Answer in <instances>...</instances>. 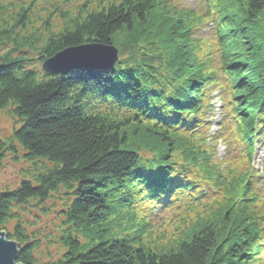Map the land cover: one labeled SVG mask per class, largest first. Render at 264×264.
<instances>
[{
    "label": "trees",
    "instance_id": "1",
    "mask_svg": "<svg viewBox=\"0 0 264 264\" xmlns=\"http://www.w3.org/2000/svg\"><path fill=\"white\" fill-rule=\"evenodd\" d=\"M172 2L0 0V110L15 121L0 136V171L7 160L25 165L0 189V229L18 243L17 262L257 263L264 195L243 172L226 183L213 218L172 252L134 246L106 226L139 196L155 207L190 190L199 200L203 181L190 166L216 167L193 129L212 83L228 87L232 140L245 144L247 160L253 133L264 139V0H207L208 11L194 15ZM211 15L218 27L202 61L191 31ZM91 42L118 48L113 68L41 69L63 48ZM50 216L56 222L44 225Z\"/></svg>",
    "mask_w": 264,
    "mask_h": 264
},
{
    "label": "rangeland",
    "instance_id": "2",
    "mask_svg": "<svg viewBox=\"0 0 264 264\" xmlns=\"http://www.w3.org/2000/svg\"><path fill=\"white\" fill-rule=\"evenodd\" d=\"M81 1L84 0H72L71 4L74 6ZM87 1L90 2V0ZM96 1L97 0H93V3ZM172 1L173 6L180 10L184 11L183 8H185L193 15L199 12L197 5L199 3H196V0ZM41 9L42 8H40V10ZM214 28L215 25L207 20L202 23L200 22L191 31L192 39L195 40L197 44L195 54L198 56L199 60L201 59L204 61L206 59V42L209 40L210 33ZM209 52L210 55L207 59L213 60V57H216L214 47L211 46ZM218 104V90L215 88L211 92L212 108H210L207 113V120L210 125V127H208L209 131H207L208 128L203 130L205 133H210L211 136L219 132V130H217L220 124ZM14 124L15 121L7 113V109L0 110V136H7ZM201 146L203 149L207 150L206 154L210 155L209 158L216 167V170L211 173L206 172L204 167L198 170L192 165L190 166V169L197 171L199 179L203 181L201 182L203 187L199 188L196 194L200 197L199 200L197 202L191 201V193L193 190H190V192L186 194V199L178 196L173 198L172 194L170 198L165 200L166 204L164 208L159 210L154 204L150 203V201H152L151 197L139 196L141 199L137 200L136 208L132 213L126 214L116 211L115 213L109 214L110 222H107L108 225L106 224V226L109 227L114 236H126L130 238L129 242L134 246H143L146 249H153L158 252V254H162L176 250L178 245L183 241H188L204 222L213 218L217 210L226 202L227 196L225 195L227 192L226 190L224 191L226 183L233 182L240 178L243 169L236 165L227 167V164L222 163L219 160L221 158L216 156L215 150L211 152L209 148H205L203 145ZM215 147L218 149V152H225L221 141H217ZM200 161H202V159H200L199 162ZM6 163L5 167L0 171V189L5 185H11L16 182L20 175L21 168L23 169L25 167L22 162L14 163L7 160ZM253 166L256 172L252 170V173H254V177H251L254 181V183H252V188L256 193L264 194V142L257 141L255 154L253 156ZM196 183H198L197 186L200 184L199 182ZM233 191H235V189H233ZM176 198L177 200L174 201L173 199ZM256 208L258 211V207ZM52 221L56 222L51 216L43 219L44 225L51 224ZM115 224H120V226H116ZM144 225H146V227L143 228L144 230L142 232L136 230ZM125 226H127V228L124 229ZM257 241H261L260 247L262 246V248L260 253L254 256V259H257V263L254 264H264V238L258 239ZM43 251H45V248H43ZM49 251L53 254L56 249L53 246Z\"/></svg>",
    "mask_w": 264,
    "mask_h": 264
},
{
    "label": "water",
    "instance_id": "3",
    "mask_svg": "<svg viewBox=\"0 0 264 264\" xmlns=\"http://www.w3.org/2000/svg\"><path fill=\"white\" fill-rule=\"evenodd\" d=\"M118 57V50L112 44L93 42L68 46L45 58L41 63L43 71L64 75L68 71L82 69L112 68ZM18 243L6 236L0 229V264H24L17 262Z\"/></svg>",
    "mask_w": 264,
    "mask_h": 264
}]
</instances>
